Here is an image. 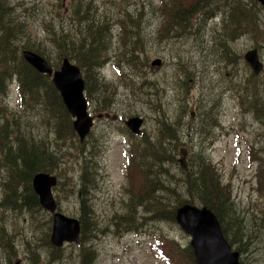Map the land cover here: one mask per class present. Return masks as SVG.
I'll list each match as a JSON object with an SVG mask.
<instances>
[{
  "label": "rangeland",
  "instance_id": "1",
  "mask_svg": "<svg viewBox=\"0 0 264 264\" xmlns=\"http://www.w3.org/2000/svg\"><path fill=\"white\" fill-rule=\"evenodd\" d=\"M85 1L96 8L94 23L69 20V13L83 10ZM206 1L3 0L15 7L6 17L17 38L8 55L14 73L26 70V46L36 44L32 51L42 57L45 53L59 69L67 44L87 42L90 25L106 21L111 38L95 67H81L82 54L80 65L71 60L90 81L89 113L96 118L83 143L76 132L74 137L62 133L65 117L50 77H37L41 83L33 95L26 89L24 108L17 103L20 76L2 89L0 264H167L149 244L155 236L166 238L175 264H191V238L177 223L156 218L157 202L169 211L174 199L159 194L150 213L146 206L132 207L131 198L140 196L148 178L137 170L142 138L160 137L164 124L176 129L179 150H188L187 169L195 164L193 154L204 151L224 195L219 193L230 205L215 210L240 264H264V72L255 76L244 58L258 49L264 63V7L255 0H208V10L191 13L198 2ZM125 11L136 19L125 18ZM176 14L178 21L173 20ZM188 24L187 35H180L178 27ZM51 28H56V43ZM156 59L161 66H152ZM134 117L144 119L139 135L126 126ZM31 139L37 144L27 142ZM22 149L44 154V170L59 180L52 191L59 213L80 220L83 234L86 228L78 242L56 249L51 243L53 215L40 205L30 207L28 200L17 204L34 193ZM132 149L137 151L133 164ZM180 158L179 153L177 164L166 168L179 181L178 200H184L188 194L181 192L186 174H180ZM84 172L92 182L84 192L86 212L91 213L85 218L80 193ZM214 179L209 177L217 186ZM131 214L142 235L115 226L116 217ZM236 229L240 236L235 237Z\"/></svg>",
  "mask_w": 264,
  "mask_h": 264
},
{
  "label": "trees",
  "instance_id": "2",
  "mask_svg": "<svg viewBox=\"0 0 264 264\" xmlns=\"http://www.w3.org/2000/svg\"><path fill=\"white\" fill-rule=\"evenodd\" d=\"M83 10L79 9L77 10L74 8V10L69 13V20L79 19L81 21L87 20V22L94 23L95 16L97 14L96 8L92 5L90 1H85ZM210 8L208 4V0L206 2H198L196 6L193 8L192 12H196L197 10H208ZM15 11L14 6H6L3 2V0H0V94L2 92V89L4 86L13 79L15 76H20L19 79L21 83H19V92H20V108H24L25 101L27 97L26 89L29 90L30 94L33 95L34 91H37L39 84L41 83V80L39 78L46 77L47 75L42 74L38 72L36 69H34L31 65H29L25 59L23 58L25 64H26V70L20 73H14L16 71L15 66L12 67L9 65V59L8 55L11 53V49L9 48V45H14L17 38L15 34H12L10 28L7 25L6 21H9L6 19V17H10L11 13ZM130 12L125 11L124 17L130 18L135 17L134 15L132 17L129 16ZM185 16V14H183ZM190 18V16L188 17ZM136 19V17H135ZM173 20L178 21V15L176 14L173 17ZM189 24L185 27H178V32L180 35L185 36L187 35L189 31ZM87 32L90 33V36L88 38V41L81 40L77 43L70 42L67 44L68 51L65 52L60 56V59L65 60H75L77 61V64L80 65L79 62V54H82L83 63L80 65L81 67L85 69H89L91 67H95L97 62L100 60V58L103 55V52L108 48L107 47V40H110L111 38V28L108 26V23L106 21H103L100 26H94L90 25L87 28ZM51 40L53 43L57 42V39L54 38L57 37V31L56 28H51ZM67 38H64L66 40ZM107 39V40H106ZM36 44L32 46H26L25 50H33V48H36ZM17 49V48H16ZM44 52V51H43ZM46 55L43 53V57ZM231 57H228V60L230 61ZM34 73V74H33ZM39 77V78H37ZM49 77V76H48ZM24 81V82H23ZM85 85H86V91L88 95V90L90 92V81L89 79L86 81L84 78ZM54 86V91L58 94L59 99V109L63 113L65 117V122L63 124V134L69 135L71 137L75 136V130L72 123V117L70 116L69 112L67 111L63 101L62 97L60 95V92L55 87L54 83L52 82ZM88 88V89H87ZM34 96H32L33 98ZM88 97V96H87ZM179 135L174 128V126L164 124L160 137L156 138L155 140H150L147 136L143 137L141 144L144 146H140L139 148V156L138 159L140 161L137 163V170H144L145 175H147L148 178H146V181L144 182V187L142 189V192L140 193V196L136 199L135 196L131 198L132 200V207L137 208V206L145 207L146 211L148 213L153 212L152 208L153 205V199L154 197H158L159 194L165 193L166 196L174 199L175 205L173 209H169V211L161 210V207H164V205H161V202H157V214L156 218L159 220H163L165 218L167 221L171 223H177L176 220V213L177 208L181 207L184 204H191V205H201L203 207H207L211 211L215 213V215L218 217L219 222L221 224L220 220V214L215 210L218 205L222 206L224 210L230 209L229 203L221 197V194L219 193V190L222 192L220 188V183L218 180H215L212 173H211V166L209 165V162L206 160V155L204 154V151H198L196 154H193V157L196 158L195 164L191 165V169L188 171L181 170L180 174H186V179L184 182V187L182 193L185 191L188 194V198L178 200L180 188L177 187L178 182L176 181L177 178L175 175H171L170 171L166 168L167 164H177V157L180 153L179 150ZM29 143H32L36 145L32 139L27 141ZM20 149H18L17 153H20ZM22 151V164L24 168H26L29 171V174L31 176V179L33 180L36 175L41 173H49L44 170V165H42V162L44 160V154L41 153L39 150L35 151H26L24 149ZM137 156V151L132 149V164L134 159ZM193 167V168H192ZM151 174L153 177H151ZM212 176L214 179L216 185H213V183L209 180V177ZM83 187L80 191L82 198H83V216L84 218L90 215L91 213H87V204L86 199H84V196H87V193L84 194L87 186H90L92 184L91 177L87 172L83 173ZM33 187V186H32ZM32 192V188H31ZM223 193V192H222ZM224 195V193H223ZM28 200L30 201L29 206L30 207H38L39 199L37 195L34 193L30 194L27 198H23L19 201L17 204H22L23 201ZM218 201V202H215ZM142 204H140V203ZM156 204V201H154ZM168 214V215H166ZM115 220H118L117 223H115L116 227H119L121 225L127 226V230H130L133 232H137V230L134 228L135 222L132 220V214L128 215L127 217H116ZM235 222V221H234ZM224 232V231H223ZM83 234V233H82ZM235 237L240 236V231L236 229V232H234ZM83 236H86V228L85 233ZM189 252V261L191 264L195 263V257L192 249L188 248Z\"/></svg>",
  "mask_w": 264,
  "mask_h": 264
},
{
  "label": "water",
  "instance_id": "3",
  "mask_svg": "<svg viewBox=\"0 0 264 264\" xmlns=\"http://www.w3.org/2000/svg\"><path fill=\"white\" fill-rule=\"evenodd\" d=\"M256 1L264 7V0ZM23 57L37 71L52 78L66 109L74 120V130L80 141L84 142L91 133L95 118L88 112V104L84 95L85 82L80 68L69 59H65L61 68L54 70L45 58L30 50H24ZM245 60L255 74L258 75L263 71L264 64L260 60L257 49L248 51ZM161 64V60H158L157 66ZM143 124L144 119L140 117L131 118L126 122V126L134 134L141 133L140 128ZM180 156L181 167L187 171V151L182 149ZM57 184L58 178L49 173L38 174L32 181L34 192L41 206L53 214L51 241L53 245L62 247L65 242H77L81 229L77 219L57 212L58 206L52 192ZM176 220L180 227L192 237L191 245L197 264H222L224 260H228L229 264H239V253L231 252L232 247L226 240L216 215L210 209L184 204L177 208Z\"/></svg>",
  "mask_w": 264,
  "mask_h": 264
},
{
  "label": "bare ground",
  "instance_id": "4",
  "mask_svg": "<svg viewBox=\"0 0 264 264\" xmlns=\"http://www.w3.org/2000/svg\"><path fill=\"white\" fill-rule=\"evenodd\" d=\"M253 50H254V49H253ZM257 50H258V49H257ZM250 51H251V50H250ZM258 52H259V50H258ZM63 61H64V60H63ZM63 61H62V62H63Z\"/></svg>",
  "mask_w": 264,
  "mask_h": 264
},
{
  "label": "flooded vegetation",
  "instance_id": "5",
  "mask_svg": "<svg viewBox=\"0 0 264 264\" xmlns=\"http://www.w3.org/2000/svg\"><path fill=\"white\" fill-rule=\"evenodd\" d=\"M156 60H157V59H156ZM156 60H155V61H156Z\"/></svg>",
  "mask_w": 264,
  "mask_h": 264
}]
</instances>
